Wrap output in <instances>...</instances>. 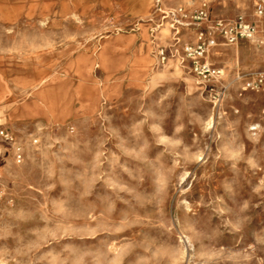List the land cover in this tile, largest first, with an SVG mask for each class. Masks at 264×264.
Wrapping results in <instances>:
<instances>
[{
  "label": "rangeland",
  "instance_id": "obj_1",
  "mask_svg": "<svg viewBox=\"0 0 264 264\" xmlns=\"http://www.w3.org/2000/svg\"><path fill=\"white\" fill-rule=\"evenodd\" d=\"M203 2L256 26L213 83L184 52ZM261 78L264 0H0V264H264Z\"/></svg>",
  "mask_w": 264,
  "mask_h": 264
},
{
  "label": "built area",
  "instance_id": "obj_2",
  "mask_svg": "<svg viewBox=\"0 0 264 264\" xmlns=\"http://www.w3.org/2000/svg\"><path fill=\"white\" fill-rule=\"evenodd\" d=\"M263 13L262 9L258 10ZM182 12L184 19L191 21L201 28L196 34V41L185 48V59L189 62L191 71L195 76L205 83H213L221 77V71L209 62L211 49L217 45L218 39H222L226 44L233 45L240 40H251L256 35L255 24L246 21L243 17L235 21L212 20L209 6L203 2L191 12ZM162 61H165L164 52L161 53ZM259 87L264 90V80L258 79L252 87ZM251 87V85H250ZM37 144L38 140H34ZM0 144L10 147L16 164L24 162V150L14 133L4 127H0ZM4 157L0 149V163ZM3 173L0 165V209L4 203H13L12 195L2 185Z\"/></svg>",
  "mask_w": 264,
  "mask_h": 264
},
{
  "label": "crops",
  "instance_id": "obj_3",
  "mask_svg": "<svg viewBox=\"0 0 264 264\" xmlns=\"http://www.w3.org/2000/svg\"><path fill=\"white\" fill-rule=\"evenodd\" d=\"M1 90H2V88H1ZM8 99L9 98H8L7 91L4 90V97L0 99V103L1 102H6V101H8ZM27 107L28 106H24V107H21V108L17 109L15 111V113H14V116H16V117L19 116V115H23V116H33V117H36V116H45V115H36L35 112H33L31 109H28ZM47 112H48V110L45 109L46 115H47Z\"/></svg>",
  "mask_w": 264,
  "mask_h": 264
}]
</instances>
